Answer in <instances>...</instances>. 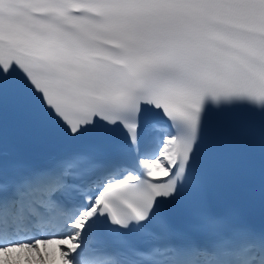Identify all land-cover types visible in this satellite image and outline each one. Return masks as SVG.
Returning a JSON list of instances; mask_svg holds the SVG:
<instances>
[{
	"label": "snow or ice",
	"instance_id": "1",
	"mask_svg": "<svg viewBox=\"0 0 264 264\" xmlns=\"http://www.w3.org/2000/svg\"><path fill=\"white\" fill-rule=\"evenodd\" d=\"M0 264H264V0H0Z\"/></svg>",
	"mask_w": 264,
	"mask_h": 264
}]
</instances>
